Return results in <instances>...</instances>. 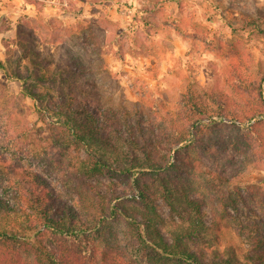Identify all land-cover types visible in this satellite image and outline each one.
Here are the masks:
<instances>
[{"label": "rangeland", "instance_id": "1", "mask_svg": "<svg viewBox=\"0 0 264 264\" xmlns=\"http://www.w3.org/2000/svg\"><path fill=\"white\" fill-rule=\"evenodd\" d=\"M24 24L35 34L46 64L40 75L47 79L39 85L33 70L28 85L56 94L53 82L61 85L75 61L83 66L82 73L69 76L75 90L116 112L120 123L140 126L147 140L166 136L180 114L182 94L191 90L200 98L211 113L201 122L209 128L190 148L192 164L181 181L199 198L208 231L189 246L206 250L208 258L233 249L239 261L250 264L256 229L264 237V0H0V165L17 163L39 172L58 199L79 212L91 232L89 244H77L76 252L95 249L91 262L83 250L82 261L104 264V257L113 256L135 264L139 213L146 210L137 197L138 182L150 186L149 201L167 241L189 224L171 212L159 183L140 175L144 170L125 172L128 164L111 146L71 145L57 107L39 109L22 94L21 82L8 79L4 68L11 73L18 66L27 77L33 67L26 59L18 63L22 50L16 44L17 52L6 53L5 45L16 41ZM213 96L242 121L213 114L218 108ZM258 107L263 113L249 119ZM115 144L126 149L123 142ZM94 156L110 168L86 173L81 162ZM210 171L229 179L219 185L222 192L213 187ZM9 176L0 173V197L17 199L6 183ZM233 190L244 193L240 211H223L217 202L224 199L216 196ZM125 209L135 211V220Z\"/></svg>", "mask_w": 264, "mask_h": 264}, {"label": "trees", "instance_id": "2", "mask_svg": "<svg viewBox=\"0 0 264 264\" xmlns=\"http://www.w3.org/2000/svg\"><path fill=\"white\" fill-rule=\"evenodd\" d=\"M28 28L27 24L22 25L17 32L16 41L7 43L5 47L7 55H13L17 51L12 44H16L22 50L18 63L26 59L33 67L27 68V77L21 74L18 66L11 73L4 68L8 79L21 82L22 94L34 100L39 109L57 107L59 114L64 117L62 124L70 135L71 145L76 148H89L96 144L111 146L113 151L123 156L122 164H128L125 172L144 170L140 171V175L149 176L158 182L171 212L189 224L173 235L172 242L167 241L159 227L161 219L149 201L150 186L138 182L137 197L141 198L139 201L145 205L146 210L139 213L143 220L138 224L141 232L133 257L134 263L148 264L150 260H160L164 264H244L239 261L233 249L227 252V256L213 251L212 257L208 258L206 250L194 251L189 246L190 241L200 238L208 231V226L200 214L202 204L197 200L199 198L191 195L181 181L183 170L192 164L190 148L200 144L197 138L200 134L205 136L204 131L209 128L201 123L210 118L211 113L200 104V98L191 90L182 94L180 114L173 120L166 136L147 140L140 126L135 128L120 123L116 112L101 109L85 92L75 90V84L70 81L69 76L71 72L82 73L83 68L75 61H71L70 69L64 72L66 78L61 79V85L53 82L56 94L49 89L40 90L39 85L47 82L40 75L46 64L41 51L35 46V34ZM33 70L39 83L36 88L27 84V79L32 78ZM212 99L218 104L217 111L213 114L242 121L240 116L227 113L228 104L220 97L213 96ZM41 110L40 114H43ZM260 113H263L261 107L253 109L249 119L258 117ZM116 142H123L126 149H120ZM109 166L107 161L95 156L81 162L82 169L89 174L101 172L110 168ZM215 172L209 173L213 187H218L217 190L220 191L219 185L221 187L225 184L223 180L229 182V179H224V175ZM0 173H3V177L6 173L10 174L6 183L17 198L0 197V264H90L95 257L93 245L81 247L82 252H76L78 245L89 244L87 234L91 232L90 228L80 219L79 212L73 206L58 199L50 181L39 172L17 163L1 164ZM216 197L224 199L217 203L226 212L228 208L239 212L238 200L245 199L241 190L222 193ZM132 212L135 214L134 210L124 211L125 215L132 216L135 220ZM134 223L137 224L135 221ZM256 232L250 264H264V237L260 235V230L256 229ZM85 249L90 262L82 261ZM119 259L120 257L111 256L110 259L104 257L103 261L104 264H126V261Z\"/></svg>", "mask_w": 264, "mask_h": 264}]
</instances>
